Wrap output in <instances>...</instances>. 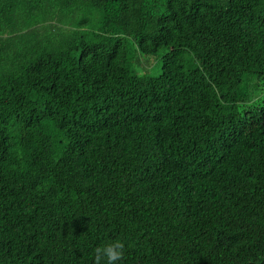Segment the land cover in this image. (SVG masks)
<instances>
[{"label": "trees", "instance_id": "obj_1", "mask_svg": "<svg viewBox=\"0 0 264 264\" xmlns=\"http://www.w3.org/2000/svg\"><path fill=\"white\" fill-rule=\"evenodd\" d=\"M263 85L264 0H0V264H264Z\"/></svg>", "mask_w": 264, "mask_h": 264}, {"label": "rangeland", "instance_id": "obj_2", "mask_svg": "<svg viewBox=\"0 0 264 264\" xmlns=\"http://www.w3.org/2000/svg\"><path fill=\"white\" fill-rule=\"evenodd\" d=\"M161 55L162 53H159L156 56H149L141 55L138 52H133V57L135 58V63L133 66L134 70L140 75L158 77L161 72ZM259 97L264 99V85L260 86L258 91L255 90L252 92V101L257 100Z\"/></svg>", "mask_w": 264, "mask_h": 264}, {"label": "clouds", "instance_id": "obj_3", "mask_svg": "<svg viewBox=\"0 0 264 264\" xmlns=\"http://www.w3.org/2000/svg\"><path fill=\"white\" fill-rule=\"evenodd\" d=\"M124 255L125 243L116 239L94 249V264H118Z\"/></svg>", "mask_w": 264, "mask_h": 264}]
</instances>
